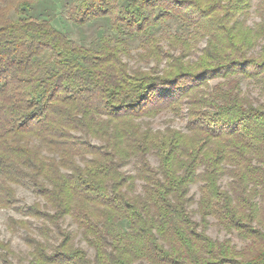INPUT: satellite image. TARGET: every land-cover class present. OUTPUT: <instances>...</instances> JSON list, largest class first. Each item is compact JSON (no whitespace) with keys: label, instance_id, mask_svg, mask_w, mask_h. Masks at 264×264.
Wrapping results in <instances>:
<instances>
[{"label":"trees","instance_id":"16d2710c","mask_svg":"<svg viewBox=\"0 0 264 264\" xmlns=\"http://www.w3.org/2000/svg\"><path fill=\"white\" fill-rule=\"evenodd\" d=\"M244 81L264 97V0H0V208L27 218L28 264H264V102ZM166 113L185 129L153 128Z\"/></svg>","mask_w":264,"mask_h":264},{"label":"rangeland","instance_id":"374dc122","mask_svg":"<svg viewBox=\"0 0 264 264\" xmlns=\"http://www.w3.org/2000/svg\"><path fill=\"white\" fill-rule=\"evenodd\" d=\"M260 21V18L257 16L255 12V7L251 11V15L249 16L247 23L250 26L256 25ZM96 27L95 26H86L82 29H77L74 26H71V33L72 37L76 40H80V38H85L87 41L90 42L91 40L95 39L97 34H96ZM204 45V42H202L199 46V49ZM136 50L133 51L134 56L132 58H127L126 60L132 67H143V68H149L153 64H149L143 61H139V59L136 57ZM197 55V52L194 53V57ZM243 89L246 91L256 103H261L264 102V97L261 95L259 87L253 82L249 83L248 81L243 82ZM168 120H171V122H168ZM152 127L155 129L158 128H165L167 125L174 126L176 128L180 129H185L186 126V118L182 116L175 117L170 113L162 114L152 121ZM150 160L154 166L158 165V160L155 156H151ZM125 171L127 172H135V167L134 164L131 163L127 165L124 168ZM228 179L224 178L221 183L222 185H225L227 183ZM16 195L18 198V202L16 205H29L34 203L35 201H39L40 198L38 195L34 192V190L30 187L27 186H16ZM191 194L194 197L195 201L198 200L199 198V193H198V188L197 186H193L191 188ZM197 209V204H193L190 206V210L193 211V217L197 220L200 221L199 215L196 214L194 211ZM23 219L26 220L27 218L24 217L21 213H19L17 210L14 208H0V240L4 242H8L11 245L12 250L15 253V256L11 257L14 263L17 264H28L29 262V252L30 248L25 242V236L26 232L20 228H13L11 226L10 219ZM211 224L207 228V233L212 236L213 238L216 239H224L226 237H230L229 235L226 234L224 230H222L220 227H218L215 223L214 219H211ZM31 229L35 234H37V228L41 225V221L31 219ZM63 226L69 228L72 231H76L77 227L75 226L72 221L67 218L63 222ZM52 242L57 239L56 236L51 237ZM233 240L238 243L239 246H242L243 242L240 239H237L236 237H233ZM77 244L80 246H83L89 253V255H93V250L90 249L85 242H83L80 239V235L77 236L76 238ZM53 242V243H54Z\"/></svg>","mask_w":264,"mask_h":264}]
</instances>
